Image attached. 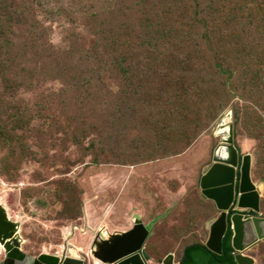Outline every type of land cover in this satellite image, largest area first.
Segmentation results:
<instances>
[{
    "label": "rangeland",
    "instance_id": "obj_1",
    "mask_svg": "<svg viewBox=\"0 0 264 264\" xmlns=\"http://www.w3.org/2000/svg\"><path fill=\"white\" fill-rule=\"evenodd\" d=\"M13 1L15 12L30 13L40 23L37 31L44 30L45 40L54 46L41 53L45 57L41 59L28 47L35 34L22 30L17 33L11 58L17 53L19 58L8 77L13 81L20 76L14 90V82L9 81L3 100L8 128L23 122L29 125L12 132L8 141H0V201L11 219L19 223L22 250L36 255L44 249L61 250L70 243L85 256L86 264H96L90 248L99 234L107 237L132 228L138 218L151 223L145 243L150 264L168 252L179 258L186 245L204 241L205 222L217 210L212 201L202 197L199 177L220 139L215 135L219 122L230 111L234 122V106L242 107L243 112L247 102L229 105L211 121L214 110L203 109L202 105L200 117H183L184 122L177 112L172 117L167 107L153 111L145 107L142 113L137 110L135 118V114L126 115V110L131 107V113H135L133 102L146 99L147 92L159 96V106L167 103L169 94L165 89L169 87L164 83V71L162 76L149 74L152 83L145 93L136 87L135 72L132 83L127 82L130 73L123 71L129 68L128 63L119 73L121 58L115 56L117 63L112 70L114 60L105 55L101 66L90 64L92 79L101 88L95 89V95L84 106H79L84 92L71 88L65 77L59 76L55 57L64 61L67 44L76 39L88 44L103 36L110 38L116 34L114 30L134 27L138 16L132 14V9L137 0ZM171 1L173 21L168 24H173L172 28L179 27L174 18L181 11H188L185 21H192L189 7L180 0ZM192 39L193 36L190 41L195 43ZM172 41V45L154 41L160 49L151 50L152 56L158 61L172 56L175 60L193 52V47L178 49L174 46L177 40ZM198 59L199 54L192 62V71L203 67L198 65ZM131 61L137 63L135 59ZM23 67L26 73H22ZM138 71L140 78L146 77ZM83 74V70H77L80 80ZM227 76L219 77L224 86ZM124 84L131 85L130 99L122 92ZM0 85L3 91L7 82L0 80ZM108 104L110 112L104 108ZM84 108L88 112H83ZM237 131L235 141L241 152H251L253 157L252 178L262 189L260 211L264 216V178L255 172L257 141L252 137L253 123L245 118ZM186 141L192 143L179 149ZM248 252L256 258V264H264V241Z\"/></svg>",
    "mask_w": 264,
    "mask_h": 264
},
{
    "label": "trees",
    "instance_id": "obj_2",
    "mask_svg": "<svg viewBox=\"0 0 264 264\" xmlns=\"http://www.w3.org/2000/svg\"><path fill=\"white\" fill-rule=\"evenodd\" d=\"M180 2L183 6L189 7L192 21H185L184 16L188 11H181L175 16L176 19L174 18L179 27L172 28L173 24H168L173 21L170 16L173 9L171 0L134 1L132 14L138 16L132 24L134 27L114 30L116 34L111 35L110 38L109 35L103 36L100 39L96 38L95 41H89L88 44L83 39L68 43L64 51V61L59 56H54L58 74L65 77L71 88H78L84 92L79 102V106L80 104L84 106L86 100L95 95V89L98 91V88H101L92 79L93 71L90 64L101 66L105 55L114 60L112 70L117 63L115 56L121 58L122 64L117 70L119 73L124 63H128L129 68L126 67L127 71H123L124 74L130 73L127 82L132 83V75L135 72L136 87L141 88L145 93L146 87L152 83L149 74L161 75V71H164V83L169 87L165 89L169 94L167 103L164 107L159 106L160 102H156L158 99L160 101L159 96L147 92L146 99L140 98L139 103L133 102L135 113H131V107L126 110V115L135 114V118L138 115L137 110L142 113L145 107L152 111L156 108L165 110L167 107L166 111L172 112V117L177 112L180 120L184 122L183 117L189 119L200 117L202 105L203 109L214 110L213 116L209 117L211 121L229 105L234 106L246 101L243 112L240 106L233 108L235 137L239 135L237 126L243 123L245 118L250 119L253 123L252 137L257 141L255 172L259 177L264 178V0H180ZM15 10L16 4L13 0H0V80L7 82L3 91L0 85V141L3 138L4 142L9 140L8 137L15 130L29 128L28 123L22 121L23 125L10 129L4 119L3 100L6 90L10 88L8 83L11 79V76H8L19 58L18 53L14 59L11 58L15 45L14 38L22 31L31 36L35 34L36 37L28 47L38 53L41 59L45 58L41 53H47L54 47L45 40L44 30L40 33L37 31L40 23L30 13H16ZM84 16L93 18V16ZM152 32L156 35H152ZM192 36L195 38L192 39L195 43L190 41ZM122 39L123 42L120 43ZM156 40H159V45L162 42L172 45L175 43L172 40H177L174 46L181 49L189 45L193 47V52L186 55L185 59L174 54L177 56L175 60H172V56L158 61L151 53L153 49L154 51L160 49L154 42ZM198 54V65L203 67L192 71V62ZM131 58L137 60V63H133ZM79 69L84 71L81 80L77 76ZM139 69L146 74L145 78H140ZM21 71L26 73V68L23 67ZM226 75L228 81L224 86L219 77ZM19 76L10 81L14 82L13 90L18 84L16 81ZM97 81L102 84L99 78ZM130 86L124 84L122 88V92L129 99L133 94ZM152 91L153 88H150V92ZM76 100L78 101L79 97ZM104 108L109 111L110 104ZM82 111L88 112L86 108ZM190 143L192 141H186V144L179 149L182 150ZM231 236L232 231L229 230L223 243L226 254L215 253L202 242L186 245L187 257L184 264H234Z\"/></svg>",
    "mask_w": 264,
    "mask_h": 264
},
{
    "label": "water",
    "instance_id": "obj_3",
    "mask_svg": "<svg viewBox=\"0 0 264 264\" xmlns=\"http://www.w3.org/2000/svg\"><path fill=\"white\" fill-rule=\"evenodd\" d=\"M215 135L220 138L219 143L199 177L202 197L212 200L219 212V216L208 218L205 222L209 231L205 244L210 250L221 252L229 218L233 229L231 243L236 252L234 263L256 264L253 257L243 254L249 249H256L258 242L264 241V216L244 214L249 209L260 213L262 189L252 178V154L247 152L240 156L235 144L231 111L221 119ZM232 210L236 212L232 213ZM18 229L19 223L10 219L5 207L0 204V250L3 253L0 264H86L85 256L79 254L70 243L63 245L61 251L52 253L45 249L37 255L24 252ZM150 232L151 223L145 224L138 218L131 229L96 241L90 250L101 263L149 264L150 255L145 243ZM96 247L101 252L94 254ZM173 259L174 254L168 253L163 264H174Z\"/></svg>",
    "mask_w": 264,
    "mask_h": 264
},
{
    "label": "flooded vegetation",
    "instance_id": "obj_4",
    "mask_svg": "<svg viewBox=\"0 0 264 264\" xmlns=\"http://www.w3.org/2000/svg\"><path fill=\"white\" fill-rule=\"evenodd\" d=\"M233 212L232 213H235L236 212V210H232ZM256 214V213H254V211L251 209V210H248V211H246V212H244V214ZM212 216H219V212H217L216 211V213L214 214V215H212ZM229 230H231L232 231V236H233V229L231 228V222L229 221V218H228V226H227V229H226V233H225V236H224V238H223V240H222V249H221V252L220 253H218V254H222V253H225L226 252V250L223 248V243H224V240H225V238H226V234H227V232L229 231ZM208 235H209V233L206 231V239L204 240V241H202V243H206V241L208 240ZM232 236H231V239H232ZM260 242H263V241H260ZM260 242H258V244L260 243ZM206 245V244H205ZM231 246H232V243H231ZM232 252H233V257H234V254L236 253L235 252V249L233 248V246H232ZM185 250H186V248H184V250H183V253L179 256V258L177 257V255H176V253H173V252H168V253H173L174 254V259H173V261H174V264H180L181 262H185V259H186V257H187V250H186V255H185ZM249 250H251V249H249ZM253 250H255V249H253ZM214 252V251H213ZM167 253V254H168ZM216 253V252H215ZM167 254L163 257V258H161V259H154V261H155V263L154 264H163V261H164V258L167 256ZM226 254V253H225ZM243 254H245V255H248V256H251V257H253L255 260H256V258L253 256V255H251L249 252H248V250L247 251H245V252H243ZM149 264H150V261H149ZM235 264V263H234Z\"/></svg>",
    "mask_w": 264,
    "mask_h": 264
},
{
    "label": "clouds",
    "instance_id": "obj_5",
    "mask_svg": "<svg viewBox=\"0 0 264 264\" xmlns=\"http://www.w3.org/2000/svg\"><path fill=\"white\" fill-rule=\"evenodd\" d=\"M236 137H235V128H234V139H235ZM218 143H219V141H218ZM218 143H216V145L218 144ZM235 144H236V146L238 147V144L236 143V141H235ZM215 145V146H216ZM238 149H239V152H240V156H242L243 155V152H241V150H240V147H238ZM251 153V152H250ZM212 155V154H211ZM212 157V156H211ZM252 159H253V157H252ZM253 162V161H252ZM210 201H212V200H210ZM212 203L214 204V202L212 201ZM0 204L1 205H3L4 207H5V209H6V211H7V208H6V206L2 203V201H0ZM215 205V204H214ZM216 207V206H215ZM260 209H261V207H260ZM217 210V209H216ZM249 210H251V209H249ZM254 211V210H253ZM218 212V211H217ZM233 212V211H232ZM254 213H256V214H261V215H263L262 213H261V211H260V213H258V212H256V211H254ZM7 215L9 216V214H8V212H7ZM211 217H213V216H210L209 218H211ZM9 218L11 219V217L9 216ZM13 220V219H12ZM135 221V220H134ZM129 229H131V228H128V229H126V230H129ZM126 230H123V231H126ZM18 231H19V229H18ZM208 233H209V231L208 230H206ZM119 232H121V231H119ZM115 233V232H114ZM110 234H113V233H110ZM109 234V235H110ZM99 236H100V234H99ZM97 237L96 239H95V242L96 241H101L102 239H105V238H107V237H104V236H102V237ZM22 242H23V238H22ZM22 242H21V244H22ZM95 242H94V244H95ZM67 244V243H66ZM63 247V246H62ZM22 249V248H21ZM62 249V248H61ZM58 250H60V249H58ZM1 251V250H0ZM56 251V250H55ZM61 251V250H60ZM78 251V250H77ZM212 251V250H211ZM41 252V251H40ZM39 252V253H40ZM92 252V251H91ZM52 253V252H51ZM0 254L2 255V257L0 258V260H2V258H3V253H2V251L0 252ZM29 254V253H28ZM31 255H34V254H31ZM37 255V254H36ZM97 260V259H96ZM103 264V263H102ZM106 264V263H105Z\"/></svg>",
    "mask_w": 264,
    "mask_h": 264
},
{
    "label": "bare ground",
    "instance_id": "obj_6",
    "mask_svg": "<svg viewBox=\"0 0 264 264\" xmlns=\"http://www.w3.org/2000/svg\"><path fill=\"white\" fill-rule=\"evenodd\" d=\"M109 237H110V235H109ZM100 242V241H99ZM99 244V243H98ZM1 249V248H0ZM95 250V251H94ZM93 251H94V254L95 253H98V252H101L100 251V249L98 248V247H96V249H94ZM102 251H103V249H101ZM96 256V255H95ZM96 264H102L100 261H98V260H96Z\"/></svg>",
    "mask_w": 264,
    "mask_h": 264
}]
</instances>
